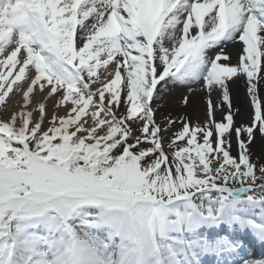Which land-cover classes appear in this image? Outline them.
<instances>
[{
  "label": "snow or ice",
  "instance_id": "1",
  "mask_svg": "<svg viewBox=\"0 0 264 264\" xmlns=\"http://www.w3.org/2000/svg\"><path fill=\"white\" fill-rule=\"evenodd\" d=\"M262 85L264 0H0V264H264Z\"/></svg>",
  "mask_w": 264,
  "mask_h": 264
},
{
  "label": "bare ground",
  "instance_id": "2",
  "mask_svg": "<svg viewBox=\"0 0 264 264\" xmlns=\"http://www.w3.org/2000/svg\"><path fill=\"white\" fill-rule=\"evenodd\" d=\"M226 52L230 56V61L235 64L238 59V54L240 52V45H229L226 48ZM235 79V83H229L230 87V102L232 104V110L236 112L234 119L237 125L242 122L247 124L250 121L251 112V102L250 98H246L247 89L244 79ZM260 96L264 99V85L260 87ZM216 93V92H214ZM218 94V93H217ZM188 96V103L185 104L183 97ZM222 100V96L219 95ZM208 95L206 92L197 91L195 93H188L186 89L173 90L170 93H165L161 100L157 101L160 105L157 111L156 118L160 122L165 117L171 116V118L176 119L178 117H183L190 120L193 123L203 122L206 115V103L208 100ZM212 99V97H211ZM214 102V101H213ZM215 103V102H214ZM250 113V114H249ZM217 119H220L219 112L216 115ZM179 123L175 126L173 131L179 129ZM170 135V134H169ZM263 148L260 137L257 135L254 143L252 144V149L254 151L257 148ZM256 248V247H255ZM254 248V249H255Z\"/></svg>",
  "mask_w": 264,
  "mask_h": 264
},
{
  "label": "rangeland",
  "instance_id": "3",
  "mask_svg": "<svg viewBox=\"0 0 264 264\" xmlns=\"http://www.w3.org/2000/svg\"><path fill=\"white\" fill-rule=\"evenodd\" d=\"M190 121V120H189ZM159 122V121H158ZM255 152V151H254Z\"/></svg>",
  "mask_w": 264,
  "mask_h": 264
}]
</instances>
